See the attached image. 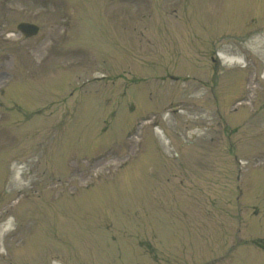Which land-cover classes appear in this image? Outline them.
Returning a JSON list of instances; mask_svg holds the SVG:
<instances>
[{
  "label": "rangeland",
  "instance_id": "rangeland-1",
  "mask_svg": "<svg viewBox=\"0 0 264 264\" xmlns=\"http://www.w3.org/2000/svg\"><path fill=\"white\" fill-rule=\"evenodd\" d=\"M60 1L0 0V82L19 68L23 72L8 88L14 101L0 94L13 107L8 113L0 109V226L10 223L0 231V249L6 248L0 264L170 259L157 245L169 252L177 246L184 257L205 249L193 264H264L263 250L239 242L264 239V170L243 175L249 183H243L238 207L242 227L239 217L232 221L236 167L228 154L238 152L239 143L240 152L264 149V80L248 81L250 90L240 97L251 96L256 107L235 106L245 75L217 56L221 43L235 44L255 30L264 40V0H86L70 34L71 13L85 0ZM20 21L37 24L38 34L21 36L15 29ZM11 31L16 36L6 42L3 35ZM256 38L241 37L246 47L234 45L229 52H257L259 62L250 59L262 65V73L264 42L256 48ZM89 50L93 63L83 55ZM75 62L82 86L67 71H74ZM95 70L110 76L95 82ZM173 107L183 115L160 119ZM143 116L165 129L168 147L149 132L140 147L138 126L124 139ZM14 118L19 121L9 124ZM198 136L193 148L182 145ZM173 145L177 159L166 160ZM260 160L264 168V155L250 163ZM14 162L23 166L15 177ZM198 167L208 168V175L197 174ZM187 179L209 181V190H196ZM187 196L225 202V221L220 216L202 225V216L195 214V220L190 213L192 206L201 211L199 205Z\"/></svg>",
  "mask_w": 264,
  "mask_h": 264
},
{
  "label": "bare ground",
  "instance_id": "bare-ground-1",
  "mask_svg": "<svg viewBox=\"0 0 264 264\" xmlns=\"http://www.w3.org/2000/svg\"><path fill=\"white\" fill-rule=\"evenodd\" d=\"M221 57H223L225 60H227L228 62H234V61H237V62H240L241 61V57L239 56H234V55H227V54H223V53H220L219 54ZM168 142V141H167ZM17 168H20V167H17ZM18 171V170H17ZM16 171V172H17ZM6 225H3V230L6 229V228H9V224L8 222L5 223ZM1 231V230H0Z\"/></svg>",
  "mask_w": 264,
  "mask_h": 264
}]
</instances>
